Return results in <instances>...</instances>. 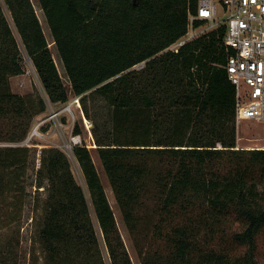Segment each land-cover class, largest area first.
I'll use <instances>...</instances> for the list:
<instances>
[{"label": "trees", "instance_id": "obj_1", "mask_svg": "<svg viewBox=\"0 0 264 264\" xmlns=\"http://www.w3.org/2000/svg\"><path fill=\"white\" fill-rule=\"evenodd\" d=\"M38 2L71 89L80 95L84 115L93 122L94 142L108 149L111 186L126 220L133 221L132 204L140 194L138 182L145 171L140 158L167 154L179 159L184 184L204 187L205 208L198 217L207 224L222 217L240 221L228 233L233 243L244 247L238 264H257L256 238L264 230V148H236L235 86L225 69V26L186 41L177 51L165 50L186 34L188 15L196 14L198 0ZM4 7L48 101L65 102L68 93L31 0H0V142L13 143L26 137L46 103L42 96L33 101L10 89V76L24 69ZM202 23L194 21L195 26ZM141 61L142 68H132ZM90 100L93 105L101 100L96 104L98 116ZM74 132H79L77 124ZM28 151L26 146L0 145V196L7 175H15L26 163ZM246 153L259 167L258 180L249 176L247 165L240 167ZM226 158L233 165L225 173L205 171L206 162ZM188 159L196 160L198 172L203 169L200 175L191 173ZM159 180L158 193L180 183L179 177L171 183ZM34 184L47 194L39 229L43 264H132L113 219L105 257L87 196L63 150L41 149ZM189 232L185 226L172 228L176 261L183 262L190 251ZM218 258L220 264L227 263L224 255Z\"/></svg>", "mask_w": 264, "mask_h": 264}, {"label": "rangeland", "instance_id": "obj_2", "mask_svg": "<svg viewBox=\"0 0 264 264\" xmlns=\"http://www.w3.org/2000/svg\"><path fill=\"white\" fill-rule=\"evenodd\" d=\"M31 2L58 73L67 89L68 99L65 102L48 101L32 61L21 45L9 12L4 7V14L19 43V56L24 69L23 73L10 76V89L33 101L37 95L42 96L45 99L46 108L33 117L29 131L23 140L13 143L0 142V145H21L29 148L26 163L17 169L15 175L12 176L10 173L7 175L8 183L4 186L3 196H0V264H43L44 252L39 240V229L43 221L47 194L42 187L37 188L34 184L43 147H57L66 153L72 173L87 196L91 218L96 226L106 258L109 223L113 219L132 264H220L218 257L221 255H224L226 257L224 261H227L222 264H238V257L242 254L244 247L233 243L228 233L237 227L240 221L237 222L231 217H222L213 224H207L201 220L198 214L205 208L204 187L196 183L184 184L183 174L179 172L182 168L177 166L179 159L169 158L167 154L153 153L140 158L142 161L140 162L145 164V171L138 182L141 185L140 194L132 204L133 221L126 220L111 186L108 149L99 148L95 144L91 132L93 122L84 115L80 100L79 106L73 103V98L80 95L74 94L71 89L38 0H31ZM205 27H207L206 23L204 26L195 27V36L202 31L206 32L203 29ZM96 104L100 105L101 100H95L94 105L90 100L91 110L96 111L95 114L98 116L100 113ZM68 105L70 110L67 109ZM54 110L58 113L51 116ZM75 124L79 128L78 133L74 132ZM235 126L236 148H264V116L259 119L242 120ZM76 135L80 140L75 138L76 142H73L72 139ZM216 144V147H221L219 142ZM32 153H35L34 157ZM242 155L243 161L240 167L247 165L249 176L258 180L260 178L258 165H253V162L248 160L247 153ZM188 160L192 165L191 173L200 175L203 169L200 170L201 172L197 171L196 160ZM204 165H206L207 173L210 170L225 173L233 164H230L229 159L226 158L208 161ZM159 177L167 179V183L179 177V182L182 184L177 182L171 188L167 185L162 193H158ZM166 195L168 197L163 201ZM164 204L167 206L165 209H163ZM4 224L6 225L3 226ZM175 225L185 226L190 230L191 248L183 262L173 258L177 251L176 238L172 233ZM256 242L257 264H264V230L257 235Z\"/></svg>", "mask_w": 264, "mask_h": 264}, {"label": "built area", "instance_id": "obj_3", "mask_svg": "<svg viewBox=\"0 0 264 264\" xmlns=\"http://www.w3.org/2000/svg\"><path fill=\"white\" fill-rule=\"evenodd\" d=\"M195 20H202L203 23L195 26ZM205 23L207 27L203 29L206 32L219 25L225 26L223 44L229 51L225 69L235 86V125L242 120L263 117L264 0H198L196 14L188 15L186 34L165 50L177 51L183 43L196 37L194 28ZM136 64L132 68L140 69L144 61ZM73 103L79 106V96L73 98ZM67 109L70 110L69 105ZM57 113L54 110L51 116ZM75 138L80 140L76 135L73 142H76Z\"/></svg>", "mask_w": 264, "mask_h": 264}]
</instances>
